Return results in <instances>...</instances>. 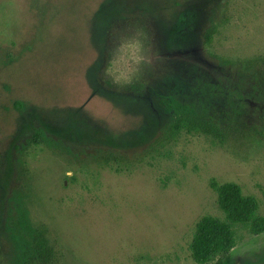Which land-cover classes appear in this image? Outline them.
Listing matches in <instances>:
<instances>
[{"label": "rangeland", "instance_id": "1", "mask_svg": "<svg viewBox=\"0 0 264 264\" xmlns=\"http://www.w3.org/2000/svg\"><path fill=\"white\" fill-rule=\"evenodd\" d=\"M182 108L226 142L156 144ZM212 180L264 218V0H0V264L15 195L54 264H195ZM236 237L231 264H264V233Z\"/></svg>", "mask_w": 264, "mask_h": 264}, {"label": "trees", "instance_id": "2", "mask_svg": "<svg viewBox=\"0 0 264 264\" xmlns=\"http://www.w3.org/2000/svg\"><path fill=\"white\" fill-rule=\"evenodd\" d=\"M215 29L211 27L203 34L205 45H210ZM181 133L187 135H200L215 140L223 145L228 137L226 129L216 123L202 119L186 108H182V114L167 124L156 144L174 139ZM30 142L35 145H52L41 130H37ZM104 162L116 161L117 157L107 155ZM23 175L25 171H23ZM210 188L216 194L217 207L223 214V219L203 216L195 224L189 252L195 264H231L230 252L236 246L237 228H246L251 234L264 233V218L258 215L259 204L251 196H244L241 188L235 183L218 184L210 182ZM18 195L11 197V209L6 217L5 231L13 245L15 257L12 264H54L55 250L49 244L44 231L34 227L28 216V211L23 206ZM17 216L15 223H11L10 212Z\"/></svg>", "mask_w": 264, "mask_h": 264}]
</instances>
